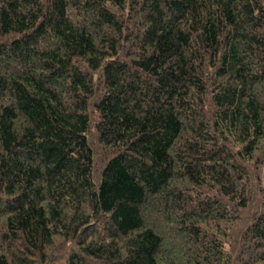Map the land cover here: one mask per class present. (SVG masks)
Returning <instances> with one entry per match:
<instances>
[{"label":"trees","instance_id":"obj_1","mask_svg":"<svg viewBox=\"0 0 264 264\" xmlns=\"http://www.w3.org/2000/svg\"><path fill=\"white\" fill-rule=\"evenodd\" d=\"M0 264H264V0H0Z\"/></svg>","mask_w":264,"mask_h":264}]
</instances>
